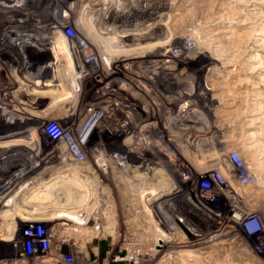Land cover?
I'll return each mask as SVG.
<instances>
[{
    "label": "rangeland",
    "instance_id": "rangeland-1",
    "mask_svg": "<svg viewBox=\"0 0 264 264\" xmlns=\"http://www.w3.org/2000/svg\"><path fill=\"white\" fill-rule=\"evenodd\" d=\"M146 1L159 4L142 11ZM6 5L0 0V109L24 119L5 113L0 129L35 141L0 149L12 153H0V169L12 168L0 172V264L35 263L6 239L26 219L69 221L59 232L71 237L63 250L73 264H264L230 218L234 200L264 203V0ZM73 39L91 51L78 53ZM60 82L63 97L50 92ZM51 122L83 162H68L62 141L44 133ZM97 149L109 157L102 166ZM129 151L156 167L131 171L113 160Z\"/></svg>",
    "mask_w": 264,
    "mask_h": 264
},
{
    "label": "built area",
    "instance_id": "built-area-1",
    "mask_svg": "<svg viewBox=\"0 0 264 264\" xmlns=\"http://www.w3.org/2000/svg\"><path fill=\"white\" fill-rule=\"evenodd\" d=\"M44 130L51 141L56 143L62 141L61 146H57L58 150L69 148L64 137V131L59 124L55 122L48 123L45 125ZM47 156H50V154ZM48 159L47 157V161ZM66 163L67 161L63 159L59 167H64ZM230 209V218L232 217L233 220V229H231L242 232V235L249 239L250 247L254 253L264 256V203L256 209H248L241 207L239 202L234 200ZM88 220L89 218L86 216L82 218L84 224ZM23 222L24 225L17 234L18 236L15 234V228L7 233L6 239L12 242L15 255L23 260L32 259L35 262L34 264H73L71 253L63 250V247L66 246L65 243L71 237L59 232V227L69 225V221L55 222L26 219Z\"/></svg>",
    "mask_w": 264,
    "mask_h": 264
},
{
    "label": "bare ground",
    "instance_id": "bare-ground-1",
    "mask_svg": "<svg viewBox=\"0 0 264 264\" xmlns=\"http://www.w3.org/2000/svg\"><path fill=\"white\" fill-rule=\"evenodd\" d=\"M4 1H6V6H8V5H14V6H16L19 2H21V0H4ZM12 1H15V2H12ZM145 1V0H144ZM123 2V1H122ZM125 2V1H124ZM5 4V3H4ZM158 4H159V2H157V3H155L154 5H151L150 3H147V1H146V3L145 4H143V6H141V10L142 11H147V8H156L157 6H158ZM126 5V4H125ZM6 6L4 7V8H6ZM43 6V5H42ZM132 6V5H131ZM122 9H123V6L121 7ZM122 9H120L121 11H122ZM125 9V8H124ZM129 9V8H128ZM127 9V10H128ZM19 10L20 9H17V8H15V10L13 11V12H19ZM126 10V9H125ZM9 11V10H8ZM39 11V10H38ZM120 11V12H121ZM12 11L11 12H8V13H13ZM125 13V12H124ZM17 14V13H16ZM14 15V14H13ZM157 17H159V14H157V15H154V14H148V19L150 20H153V19H156ZM7 19V18H6ZM37 19V18H36ZM84 19V18H83ZM90 23V22H89ZM99 23V22H98ZM80 24V23H79ZM143 24V23H142ZM152 24V23H151ZM150 24V25H151ZM153 25V24H152ZM52 26H55V23H53L52 24ZM83 26V25H82ZM84 27V26H83ZM143 27V26H142ZM149 28V26H144V28ZM85 29V28H84ZM98 30H99V28H98ZM149 30H150V28H149ZM148 30V31H149ZM99 34H100V32H98ZM97 33V34H98ZM107 34V33H106ZM95 35H96V33H95ZM129 35H131L130 33H123L121 36H125V37H127V36H129ZM101 36V35H100ZM99 37V36H98ZM84 38V37H83ZM86 38V37H85ZM90 37H88V39H89ZM100 39V38H99ZM102 39V38H101ZM84 40H86V39H84ZM68 41H69V39H68ZM73 41H74V45H76V48H77V50H78V53L79 52H81V50L83 51V53L84 54H86L87 55V53H86V46L88 47V45H86L87 43H85V44H82V43H79V41H77V40H75V39H73ZM101 41H103V40H101ZM71 42V41H70ZM89 42V41H88ZM90 42H91V40H90ZM105 42V41H104ZM73 44V43H72ZM90 44V43H89ZM95 44H97L96 42H95ZM104 44H106V43H104ZM103 44V45H104ZM74 45H72V46H74ZM91 45V44H90ZM98 45V44H97ZM102 45V46H103ZM71 46V47H72ZM105 46V45H104ZM108 46V45H107ZM119 46H121V47H123L124 46V44H122V43H120V45ZM27 47V46H26ZM99 47V46H98ZM35 48V47H34ZM89 48V47H88ZM93 48V47H92ZM95 48V47H94ZM131 48V47H130ZM133 49H135L134 47H132ZM31 49V48H30ZM71 49V48H70ZM74 49V48H73ZM137 49V48H136ZM36 50V49H35ZM34 50V51H35ZM75 50V49H74ZM89 50H90V48H89ZM97 50V49H96ZM123 49H119V51L121 52ZM128 50V49H127ZM126 50V51H127ZM130 50V49H129ZM91 51V50H90ZM99 51V50H98ZM125 51V50H124ZM99 53V52H98ZM97 56V59H96V61L98 62L99 60H100V55L98 54V55H96ZM29 58V57H28ZM92 62V60L89 58L88 60H84L83 62H84V64L86 63V62ZM95 65V64H94ZM121 65H125V64H123V62H121ZM86 66V65H85ZM126 66V65H125ZM89 67V66H88ZM7 69V68H6ZM91 69V68H90ZM45 70H47V69H45ZM30 74H32V70H31V72H29ZM91 72H86V71H84L83 70V73H82V75L81 76H84V77H87L86 75H88V76H90L91 74H90ZM121 73V72H120ZM119 73V74H120ZM34 74H36L35 72H33V74L32 75H34ZM28 75V74H27ZM78 75V74H77ZM7 76V75H6ZM29 76H31V75H29ZM25 77H27V76H25ZM35 77V76H34ZM36 77H38V76H36ZM77 78H80V76H78ZM28 79H32L31 77H29ZM60 80H62V79H60ZM54 85V84H53ZM51 88V90L52 91H50V92H55V91H58L57 93L59 94V93H61V92H63V94H62V96L61 97H63V95H65V89H66V87L65 86H63V84H62V82H60L59 84H57L56 83V85L55 86H53V87H50ZM48 91V90H47ZM160 96V95H159ZM61 97H60V99H61ZM63 101V100H62ZM65 101V100H64ZM59 102H61V101H59ZM3 103V102H2ZM58 103V102H57ZM75 104H77V103H75ZM4 105V104H3ZM3 105H1V106H3ZM8 105V104H7ZM73 105V104H72ZM15 106V105H14ZM54 106V105H53ZM75 106V105H74ZM73 106V107H74ZM72 108V107H71ZM70 108V109H71ZM75 109V108H74ZM74 109L72 108V110H73V112H74ZM4 111H2L1 109H0V124L2 123V120H3V118H4V114L5 113H10V114H12V115H16L17 117H14L15 118V121L16 120H19L20 122H21V120H23L24 119V116L22 115V114H20V111L19 110H16V109H14V108H10V107H8V109L7 108H5V109H3ZM71 110V111H72ZM76 110V109H75ZM73 112H71L72 114H73ZM92 112V111H91ZM170 112V111H169ZM16 113V114H15ZM18 113H19V115H18ZM70 113V114H71ZM76 116V115H75ZM86 119V118H85ZM83 122V121H82ZM121 122H118V125L120 124ZM10 124V123H9ZM8 124V125H9ZM123 124H125V123H123ZM83 125V124H82ZM1 126H3V125H1ZM1 126H0V128H1ZM79 126H80V124H79ZM78 126V127H79ZM4 127V126H3ZM81 127V126H80ZM125 127H127V129H128V125L126 124V126ZM80 130V129H79ZM83 132V131H82ZM125 133H127V134H130V132L128 133V132H126V131H124ZM9 134H10V130H8V129H0V138H1V142H0V149H7V150H9V149H11L13 146H14V144H17V142H19V143H21V144H25V142L26 141H28L29 139H34V141H35V138H34V136H32L33 135V133H29V134H27V133H25V134H27V136H21V137H17V138H12V137H9ZM81 135V134H80ZM134 135L135 134H130V137H131V139L132 138H134ZM30 136V137H29ZM35 136H37L36 135V133H35ZM3 137V138H2ZM40 137V136H39ZM38 137V138H39ZM19 138V139H18ZM32 139V140H33ZM39 140V139H38ZM164 140V139H163ZM189 140V139H188ZM31 141V140H30ZM165 142V141H164ZM100 145L102 144V143H99ZM31 144L29 143V146H30ZM34 145V144H33ZM55 145V144H54ZM169 146V145H168ZM5 147H8V148H5ZM105 148V147H104ZM29 149V148H28ZM28 149H26L25 148V152H26V150H28ZM6 150V151H7ZM67 155H68V158H67V161L69 162V160H70V162L72 161V160H75L76 159V161H78V162H83L84 161V156H82V157H80V160H78L77 159V153L75 152H73V151H71V149H69V148H67V149H62ZM5 151V152H6ZM30 151H32V150H30ZM30 151L28 152V153H30ZM97 151H98V155L97 156H100L98 159H101V166L102 165H104L105 164V162L109 159V157H108V154L106 153V152H103V150L102 149H97ZM107 151V150H106ZM117 152V151H116ZM1 154L2 153H4L3 151L2 152H0ZM8 153V151L6 152V154L4 153L3 155H11L12 153H9V154H7ZM27 153V154H28ZM50 153V152H49ZM53 153V152H52ZM55 155V154H54ZM170 155V154H169ZM59 156V155H58ZM140 156V155H139ZM134 156V152H128V153H126V154H121V153H117L116 154V156L114 157V161H120V160H125L126 161V164H125V167L127 168V169H129V166L131 165H133L132 167V170L131 171H135V170H142V166L140 165V164H145V167H146V165H149V164H151L152 165V167L154 168V167H156L155 166V164H156V162L154 161L153 162V159H152V161L149 163V164H147L146 163V158L144 159L142 156ZM16 157V156H15ZM53 157V156H52ZM6 158V157H5ZM9 159H13V158H11V157H8ZM2 159V158H1ZM83 160V161H82ZM67 162V163H68ZM74 163H75V161H73ZM72 162V163H73ZM138 162L140 163V164H138ZM66 163V164H67ZM11 164V163H10ZM70 164V163H69ZM118 164H119V162H118ZM130 164V165H129ZM4 165V164H3ZM15 167V166H14ZM137 168H140V169H137ZM12 168H10L9 169V166L8 167H6L5 169H0V172H6V171H12L11 170ZM126 169V170H127ZM143 170H144V168H143ZM37 173V172H36ZM74 174V173H73ZM64 175V174H63ZM66 175V174H65ZM64 175V176H65ZM75 175V174H74ZM68 176V175H67ZM72 176V175H71ZM62 177V176H61ZM69 178V177H68ZM70 179H72V177H70ZM66 180V179H65ZM61 181V180H60ZM64 181V180H63ZM71 181V180H70ZM73 181H74V179H73ZM72 181V182H73ZM46 182V181H45ZM67 182V181H66ZM76 183H77V181H75ZM56 183H59V181H57V182H54V183H51L50 185L48 184L46 187H45V190L43 191L44 192V194L46 193V191H47V189L48 188H52V186L54 187V184H56ZM63 183V182H62ZM71 183V182H70ZM74 183V182H73ZM61 184V183H60ZM59 184V185H60ZM72 184V183H71ZM58 184H56V186H59ZM55 186V187H56ZM65 186V185H64ZM64 188V187H63ZM23 190H25V189H23ZM48 192V191H47ZM17 193V192H16ZM25 193V192H24ZM36 194H38V193H36ZM44 194L41 192V196H43L44 197ZM47 195L48 194H45V200H46V197H47ZM39 196V195H38ZM239 197V196H238ZM44 198L42 199V200H44ZM49 199V198H48ZM52 198H50V200H51ZM54 199V198H53ZM14 200V199H13ZM34 200V199H33ZM82 200V199H81ZM10 201V200H9ZM8 201V202H9ZM36 201V198H35V200H34V202ZM48 201V200H47ZM54 201V200H53ZM14 202V201H13ZM55 202V201H54ZM12 203V202H11ZM56 203V202H55ZM69 203V202H68ZM7 204V203H6ZM5 204V205H6ZM9 204V203H8ZM54 204V203H53ZM59 205H64L63 203H61V202H59L58 203ZM57 204V205H58ZM56 205V204H55ZM7 206V205H6ZM9 206V205H8ZM61 207V206H60ZM36 208V207H35ZM34 208V209H35ZM27 209V208H26ZM76 210V209H75ZM71 211V210H70ZM14 212V211H13ZM6 213V212H5ZM2 214H4V212L2 213ZM55 215V214H54ZM52 216L54 219H57V216ZM11 216V215H10ZM60 216H62V215H59V217ZM66 216V215H65ZM70 216V215H69ZM74 216V215H73ZM62 217H64V216H62ZM87 217V216H86ZM3 218V217H2ZM41 218V217H40ZM49 219V218H48ZM76 219V218H75ZM78 220V219H77ZM24 221V220H23ZM81 221V220H80ZM57 222V221H56ZM74 222H76V220L74 221ZM83 222V221H82ZM81 223V222H80ZM94 224H96V223H94ZM94 228H96V229H100V226H98V225H94ZM168 264V263H167Z\"/></svg>",
    "mask_w": 264,
    "mask_h": 264
}]
</instances>
